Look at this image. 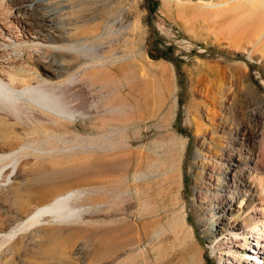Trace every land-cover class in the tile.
<instances>
[{"label": "rangeland", "instance_id": "rangeland-1", "mask_svg": "<svg viewBox=\"0 0 264 264\" xmlns=\"http://www.w3.org/2000/svg\"><path fill=\"white\" fill-rule=\"evenodd\" d=\"M16 5L55 16L60 44L86 26L120 29L106 40L123 57L119 68L104 67L137 103L126 97L110 104L125 89L103 84L91 94L102 102L85 115L58 121L46 115L50 130L42 134L28 118L18 126L25 144L57 152L28 150L14 187L0 189V264H263L264 248L261 256L250 249L255 231L264 235V0H0L5 54L32 32L17 24ZM162 50L180 62L179 70ZM66 55L58 54L67 68L56 74L29 56L0 60V71L20 74L22 83L27 72L39 73L35 84L63 82L70 73ZM85 73L79 78L89 85ZM135 107L140 119L130 123ZM102 119L109 120L103 130ZM239 158L244 173L235 167ZM242 174L255 184L250 193L243 189L249 202L234 198ZM43 188L56 190L36 202ZM16 190L33 205L80 192L73 203L86 213L4 238L7 223L26 213ZM245 207L243 217L237 210ZM235 218L245 229L230 234L224 223ZM130 233L138 242L117 250Z\"/></svg>", "mask_w": 264, "mask_h": 264}, {"label": "bare ground", "instance_id": "bare-ground-1", "mask_svg": "<svg viewBox=\"0 0 264 264\" xmlns=\"http://www.w3.org/2000/svg\"><path fill=\"white\" fill-rule=\"evenodd\" d=\"M30 13L33 15L31 16ZM15 14L17 24L23 23L30 26L32 32L28 34L29 36H27V38L30 39L21 43L19 48L15 49L16 52H9L7 50L5 54L4 48L0 50L2 51L0 60L6 61L5 59L11 60L12 58V61H15L16 58L29 56L35 63L45 67V69H49L51 73L56 74L58 73L59 68L66 67L58 64V54H60V56L61 54H67L66 57L70 73L63 82H57L53 79H44L43 81H39V83L35 84L34 80L40 76L37 72H35L34 75H31L29 72L21 73V75L26 76V78L23 79L24 82L22 83L20 80L22 78L19 76L20 74L16 73V75H14L10 73L9 75L7 74L4 76V74L0 71V111L4 113V115H0L1 190L12 189L14 187L16 170L21 163V159L27 156L28 153L26 152L28 150H34L33 152H37L39 155L53 154L57 152L54 148L46 149L25 144V135L27 133L21 130L17 131L19 129V125H25V118L29 119V123L36 125L35 130L33 131L34 133L42 134L43 131L50 130L49 124L45 126L46 115L53 116L52 118H55L53 120L58 121L60 118L74 120L79 115L89 113L93 106H97L100 102H102L99 97L94 98L91 94L95 89H103V84H110L112 89H117L118 91L121 88L125 89L121 96L112 101L110 104H117L116 106H119L121 102L125 101L124 99H126V97L127 103H137L135 94H131V96L126 95V85L119 82V79L115 83L113 77L110 78V75H107L109 72L106 70V67H104L105 64L108 63L111 64L114 69L117 67L119 68V66H116V62L121 60L123 57L115 54L113 47L109 46L106 40H109L114 34L121 33L120 29L114 30L108 27L112 31L107 28L101 33V25L98 26V24H95L96 26H86V29H81L80 33L72 36L70 42L67 44H60L59 42L64 39V36L55 32V16L51 15L50 19H48L49 15L43 16L42 11H39L38 9L27 11V9H25L22 5L15 6ZM11 15H14V13ZM15 32L16 30H10L9 33L14 35ZM131 39L132 42H130V50L135 53L134 48L136 37L133 36ZM66 40L68 39L66 38ZM18 52H21L22 54L19 55ZM46 55H48V59H44ZM130 63L136 64V61L134 60ZM87 69H90V71H87ZM83 71H86V73L82 76V80H88L89 85H86V81H80L79 75L81 72L83 74ZM114 76L116 77V75ZM110 81L111 83H109ZM91 85L94 87H90ZM261 98L264 100V96H261ZM135 108L136 111H132L130 117L128 118V122L130 123H135L138 119H140L138 118L137 107ZM10 117H13L17 121H11L9 119ZM107 124H109V120L102 119L100 122L101 130L106 129ZM58 128H62V126H59ZM62 151H64V149ZM240 161V158L236 160L237 163H235V167L237 170L242 167L244 173L245 165L240 163ZM26 164L27 163H25V165ZM254 185L255 184L249 175H240L238 183L234 187V198L240 194L242 195L240 198H243V202H249L250 199L248 197V193L244 194L243 189H246L247 192H249L254 189ZM55 190L56 189L43 188L39 194L33 196V200L40 202L42 199H46L51 196ZM25 193L27 192L25 191ZM79 193L75 191L70 192L66 195H61L58 198L56 197L57 199H53L54 201L49 204L33 205L31 204L33 200H30L29 198L23 200L24 198L22 199V196L24 194L22 195V193L16 190L17 198L21 199L22 209L26 210V213L21 215L19 220H10L7 223V231L9 233H4L1 236L4 238H11L21 231L49 221L63 222L66 220L68 221L69 219L81 220L86 213V209L85 207L77 206L73 203L74 199L80 195ZM19 204L21 205V203ZM262 204H264V202ZM248 208L249 207H245L243 210H237V213H241L243 214V217H246ZM260 210L262 215H264V207ZM222 217L226 219V213L223 214ZM223 228L232 234L235 230L243 231L245 226L242 219L235 218L234 220L228 219V222L224 223ZM110 239L113 241L116 238L110 237ZM252 239V248L250 251L257 253L258 256L263 255L261 249L264 248V235L255 231V235H252ZM138 240L139 239L135 238L134 235L130 233L124 239H120L119 244L121 242V245L117 250H125L126 248L136 244ZM52 247L54 246L52 245ZM55 250L56 251L54 252L58 254L57 257L62 258L63 255L61 256L60 252L57 251V249ZM116 253V251H113L112 255H115ZM252 261L257 262L256 257H254ZM260 262L264 264V258Z\"/></svg>", "mask_w": 264, "mask_h": 264}, {"label": "trees", "instance_id": "trees-1", "mask_svg": "<svg viewBox=\"0 0 264 264\" xmlns=\"http://www.w3.org/2000/svg\"><path fill=\"white\" fill-rule=\"evenodd\" d=\"M161 53H162L163 57L174 61L176 63V65H177V67H178V70L180 69V62L178 60H176L172 55H170L168 51L162 50Z\"/></svg>", "mask_w": 264, "mask_h": 264}]
</instances>
